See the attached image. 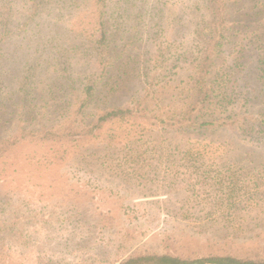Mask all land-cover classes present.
<instances>
[{"label":"trees","instance_id":"1","mask_svg":"<svg viewBox=\"0 0 264 264\" xmlns=\"http://www.w3.org/2000/svg\"><path fill=\"white\" fill-rule=\"evenodd\" d=\"M0 112V264H47L50 244L77 264H264L113 254L87 171L206 196L232 223L264 197V170L222 147L264 142V0H0Z\"/></svg>","mask_w":264,"mask_h":264},{"label":"rangeland","instance_id":"2","mask_svg":"<svg viewBox=\"0 0 264 264\" xmlns=\"http://www.w3.org/2000/svg\"><path fill=\"white\" fill-rule=\"evenodd\" d=\"M180 73L183 75L185 72ZM11 131L13 116L0 112V139L9 136ZM223 137L226 139L222 147L229 152L228 157L250 168L264 170V142H250L229 132ZM71 163L66 161L48 168L44 176L53 173L55 177L65 179L70 168H76V164L70 166ZM87 171L92 176L102 174L99 175L102 188L91 193L96 194L95 206L98 210L107 211L113 217L114 226L103 229L106 236L115 240L112 242L113 254L123 251L125 257L163 254L199 256L204 252L219 253L222 250L240 258L264 259V197H258L252 207L241 205L244 210L237 222L232 223L224 218L223 205L211 209L204 204L203 199L209 200L206 196L185 202L184 197L171 193L166 183L139 185L132 179L112 176L95 167ZM53 248V244L46 245L47 264L80 262L78 258L75 260L72 256L60 255L61 252L54 254ZM108 257V253H102L98 256L100 262L94 260V264Z\"/></svg>","mask_w":264,"mask_h":264},{"label":"water","instance_id":"3","mask_svg":"<svg viewBox=\"0 0 264 264\" xmlns=\"http://www.w3.org/2000/svg\"><path fill=\"white\" fill-rule=\"evenodd\" d=\"M147 264H172V263H147Z\"/></svg>","mask_w":264,"mask_h":264}]
</instances>
